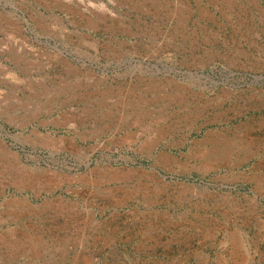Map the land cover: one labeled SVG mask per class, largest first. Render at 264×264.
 Here are the masks:
<instances>
[{"label":"rangeland","instance_id":"rangeland-1","mask_svg":"<svg viewBox=\"0 0 264 264\" xmlns=\"http://www.w3.org/2000/svg\"><path fill=\"white\" fill-rule=\"evenodd\" d=\"M0 264H264V0H0Z\"/></svg>","mask_w":264,"mask_h":264}]
</instances>
